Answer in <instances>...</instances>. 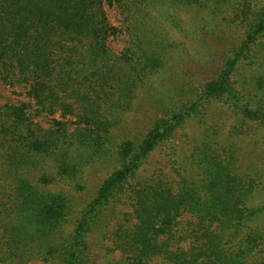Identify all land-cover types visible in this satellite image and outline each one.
I'll list each match as a JSON object with an SVG mask.
<instances>
[{
  "label": "trees",
  "instance_id": "1",
  "mask_svg": "<svg viewBox=\"0 0 264 264\" xmlns=\"http://www.w3.org/2000/svg\"><path fill=\"white\" fill-rule=\"evenodd\" d=\"M213 1L0 0V87L26 98H0V264H92L94 236L119 250L108 264H264L262 177L239 171L231 151L223 163L203 143L188 157L190 179L176 161L177 181L138 174L160 142L212 101L264 127L262 71L252 80L254 96L231 81L242 54L264 35V9L196 95L174 100L181 87L165 88L172 106L144 134L120 133L122 115L164 68L165 48L174 44L167 25L182 30L172 11ZM121 35L125 47L115 53L107 42ZM95 167L112 170L66 230L68 186L80 190L84 171ZM60 183L68 190L53 191ZM125 205L129 211H119Z\"/></svg>",
  "mask_w": 264,
  "mask_h": 264
},
{
  "label": "rangeland",
  "instance_id": "2",
  "mask_svg": "<svg viewBox=\"0 0 264 264\" xmlns=\"http://www.w3.org/2000/svg\"><path fill=\"white\" fill-rule=\"evenodd\" d=\"M205 4V8H194L196 11L186 9L172 11V16L180 21L182 30L175 29L171 24L170 27L167 25L174 44L165 48L164 68L161 73L154 76L149 85L140 91L137 100L134 101V108L122 115L119 127L123 137L144 134L151 122L172 106L170 105L172 101H168L165 95L171 94L168 91L163 94V89L171 86L177 90V87H181L174 100L178 97V100H183L191 93L196 95L200 86L219 69L223 58L230 57L247 35L252 33L264 9V0H215ZM156 10H159L157 5ZM107 14L113 25H120V16L116 9L108 10ZM125 41L126 37L121 35L109 39L107 44L111 50L119 53L125 47ZM255 56L258 57L259 63L253 62ZM263 60L264 35L249 46V54L245 52L242 54L231 76L235 87L244 86L248 91H252L254 96L256 86H253L252 80L260 71L264 75ZM0 98L12 103L26 99L24 96L13 94L5 87H0ZM247 100L249 98L244 101ZM201 113L198 118L187 119L155 147L138 173L139 176L144 178L160 176L172 182L179 180L177 172L190 179L194 169L189 164L188 157L194 150L199 154L205 147L203 143H207L209 148L221 157L223 163L228 162L231 151L236 157L235 165L239 171L260 175L264 185V127L221 101L206 104ZM57 116L56 114V119ZM48 125L49 123L43 122L44 127ZM174 161L178 164L182 162L179 171L173 168ZM111 170V167L89 168L84 171L80 190L68 186L71 187L69 191L73 209L66 230L70 229V224L77 217L78 211L92 199L96 189ZM52 186L53 191L59 187L67 189L61 183ZM256 199L264 202V188L257 193ZM120 209L119 211H129L126 205ZM116 219L115 215L109 220L110 228L116 224ZM109 244L108 240L101 241L95 236L90 239L92 264H108L112 259L114 261L120 258L118 249L114 247L107 249ZM38 263L34 261L31 264ZM149 264L162 262L152 259Z\"/></svg>",
  "mask_w": 264,
  "mask_h": 264
}]
</instances>
